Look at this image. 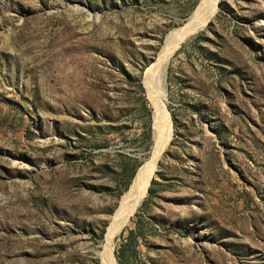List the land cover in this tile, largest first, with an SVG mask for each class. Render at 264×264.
<instances>
[{"label": "rangeland", "instance_id": "rangeland-1", "mask_svg": "<svg viewBox=\"0 0 264 264\" xmlns=\"http://www.w3.org/2000/svg\"><path fill=\"white\" fill-rule=\"evenodd\" d=\"M200 1L0 0V264H100L152 147L142 77ZM163 66L173 137L116 264H264V0Z\"/></svg>", "mask_w": 264, "mask_h": 264}, {"label": "bare ground", "instance_id": "bare-ground-1", "mask_svg": "<svg viewBox=\"0 0 264 264\" xmlns=\"http://www.w3.org/2000/svg\"><path fill=\"white\" fill-rule=\"evenodd\" d=\"M217 11V0H201L190 16L197 27L194 30H190L184 25L169 33L168 36H170L171 39L166 43L162 53L159 58H157L158 60H156V64H160L161 69L152 75L154 76V79H152L151 82L144 84L145 89L151 93V96L147 99L151 110L153 109L154 104L159 102L165 108L168 105L166 90L164 87V66L162 67V65L166 63L167 59L182 43L202 31L206 23L212 20ZM154 65L155 64L152 66ZM169 146H167V149ZM158 157L159 156L152 159L148 157V159L136 170L127 191L121 196L112 218L109 220L106 227L104 241L101 248L96 252L100 264H116L114 259V239L130 224L131 219L146 197L147 191L150 187H148V184L156 168V160Z\"/></svg>", "mask_w": 264, "mask_h": 264}, {"label": "water", "instance_id": "water-1", "mask_svg": "<svg viewBox=\"0 0 264 264\" xmlns=\"http://www.w3.org/2000/svg\"><path fill=\"white\" fill-rule=\"evenodd\" d=\"M208 1H211V0H208ZM220 1L221 0H217V8L219 6ZM208 22L206 23V25L208 24ZM184 25L187 26L190 30H194L197 27V25L193 23V20L190 18V16L187 18ZM170 39L171 37L167 36L166 43L169 42ZM160 69H161V65L155 64L154 66L150 67L142 77L141 84L145 91L146 99H149V96H151V93L145 89L144 84L151 82L152 79H154V76L152 75L160 71ZM172 137H173V123H172L170 110L167 109V107L166 108L163 107L160 102L154 104L153 109L151 110L152 147L150 150L149 158L152 159V158H156L157 156L159 157L156 160V168L154 170V173L152 174V177L150 178L148 187L151 186L154 176L158 173V171L161 169L163 165V158H164V155L166 156L167 154L166 153L167 146L170 145Z\"/></svg>", "mask_w": 264, "mask_h": 264}, {"label": "trees", "instance_id": "trees-1", "mask_svg": "<svg viewBox=\"0 0 264 264\" xmlns=\"http://www.w3.org/2000/svg\"><path fill=\"white\" fill-rule=\"evenodd\" d=\"M139 92L142 95L143 89L141 88V86H139ZM145 129H146L147 138H149V134H150V130H151V119H150V114L149 113H147V121H146V124H145ZM130 178H133V173L131 174Z\"/></svg>", "mask_w": 264, "mask_h": 264}]
</instances>
